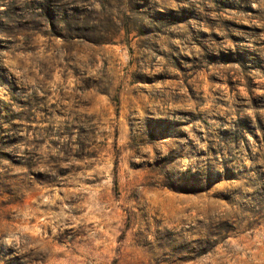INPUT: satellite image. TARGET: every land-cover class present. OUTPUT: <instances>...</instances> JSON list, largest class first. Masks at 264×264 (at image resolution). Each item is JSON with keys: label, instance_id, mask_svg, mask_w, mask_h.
I'll use <instances>...</instances> for the list:
<instances>
[{"label": "rangeland", "instance_id": "1", "mask_svg": "<svg viewBox=\"0 0 264 264\" xmlns=\"http://www.w3.org/2000/svg\"><path fill=\"white\" fill-rule=\"evenodd\" d=\"M0 264H264V0H0Z\"/></svg>", "mask_w": 264, "mask_h": 264}]
</instances>
